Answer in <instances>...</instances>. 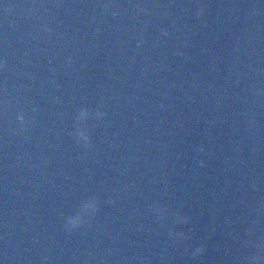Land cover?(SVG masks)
<instances>
[{"label": "water", "instance_id": "1", "mask_svg": "<svg viewBox=\"0 0 264 264\" xmlns=\"http://www.w3.org/2000/svg\"><path fill=\"white\" fill-rule=\"evenodd\" d=\"M0 262L125 264L47 67L13 0H0ZM23 116V121L17 119ZM97 198L87 223L66 220Z\"/></svg>", "mask_w": 264, "mask_h": 264}, {"label": "clouds", "instance_id": "2", "mask_svg": "<svg viewBox=\"0 0 264 264\" xmlns=\"http://www.w3.org/2000/svg\"><path fill=\"white\" fill-rule=\"evenodd\" d=\"M137 47H140L139 43L137 44ZM7 67H8L7 60L0 59V68L7 69ZM87 114H88L87 108L81 109L78 119L83 120L87 116ZM98 115L102 117L104 113H98ZM17 119L20 121H23V116H17ZM77 135L80 140H82L86 145L90 146V137L87 131H85L84 129H79L77 132ZM154 210L158 214H161V215L166 214V209L160 208L159 206H157ZM96 211H97V198L93 197L85 204L84 211L82 213H79L75 216H71L66 220L65 222L66 229L71 231V230H75L81 227L82 225L88 222L86 217L95 214ZM178 238H182V234H178ZM201 252H203V248L199 247L195 249L194 254H199ZM0 264H2V262H0Z\"/></svg>", "mask_w": 264, "mask_h": 264}]
</instances>
